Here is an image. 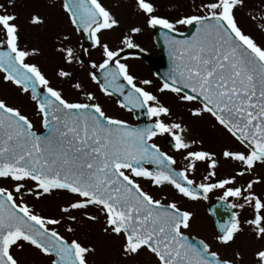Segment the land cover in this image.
<instances>
[{
  "label": "snow or ice",
  "instance_id": "snow-or-ice-1",
  "mask_svg": "<svg viewBox=\"0 0 264 264\" xmlns=\"http://www.w3.org/2000/svg\"><path fill=\"white\" fill-rule=\"evenodd\" d=\"M12 2L8 0V5ZM136 6L147 27L167 30L162 35L173 68L157 91L171 92L182 103H198L190 114L209 115L244 149L226 146L221 152L224 160L238 165L235 174L215 179L216 153L202 147L193 150L202 141L189 139L182 123L165 120L163 117H171V109L147 90L152 81L137 82L128 64L121 62L124 48H139L131 35H124V47L115 50L101 41L104 31L119 25L102 0H63L62 7L75 30L87 33L92 47L102 50V62L93 61L91 67L103 70L104 82L96 72L90 73L91 79L105 95L118 93L121 108L129 112L140 109L155 118L144 126L107 115L91 92H84L87 102L66 99L36 63L28 62L39 49L20 46L17 16L0 3V72L5 82L35 102L44 129L36 131L29 116L0 99V179L12 182L11 189L0 186V264H21L13 249L22 251L25 245L47 264H90L96 248L66 237L56 227L66 220L65 231L74 236L72 225L80 223L75 212L93 223L103 216L102 231L120 239L121 255L126 259L147 253L156 264H237L241 259L238 250L228 258L212 250L204 239L190 237L193 211L181 208L176 200L164 202L166 196L155 198L139 180L156 188L170 185L177 195L193 202L207 200L208 193L220 189L219 199L230 209H252V217L244 224L257 240H264V197L254 191V185L264 178L257 175L236 186L238 176H252L257 164L264 165V46L245 33L236 19L246 0H200L196 14L174 19L158 15L154 0H136ZM261 13L264 18V9ZM30 22L44 21L33 14ZM181 25L194 27L195 33L189 39H178L175 34ZM258 27L264 32V24ZM129 31L136 34L142 28ZM57 51L66 64L74 60L83 64L72 47L61 46ZM56 75L71 80L73 73L59 68ZM72 86L82 90L79 82ZM165 135L171 138L173 150L182 154L184 167L178 169L175 157L155 142ZM198 163H206L208 168L201 182L192 178ZM54 191L74 198L60 206L59 218L40 215L24 201L25 194L40 199ZM239 216L240 212L232 211L218 224L217 244L228 247L235 243L243 231ZM254 259L256 264H264V248L254 253Z\"/></svg>",
  "mask_w": 264,
  "mask_h": 264
},
{
  "label": "flooded vegetation",
  "instance_id": "flooded-vegetation-1",
  "mask_svg": "<svg viewBox=\"0 0 264 264\" xmlns=\"http://www.w3.org/2000/svg\"><path fill=\"white\" fill-rule=\"evenodd\" d=\"M36 2L39 4L37 0ZM154 2L158 8V15L174 19L180 15L196 14V6L200 3V0H154ZM102 3L119 21V25L112 30L104 31L101 34V41L107 43L110 48L115 50L124 47L121 43L124 35H131L134 43L139 45V48H124V51L121 53V62L128 64L129 71L132 75L137 77V82L144 79L151 80L152 84L147 86V90L153 92L159 97V99L160 95L167 96L166 92L168 91H157L161 86L162 81L153 73L151 66L145 60L144 55L137 54L138 52H142L144 54L155 56L156 59L161 60V50L157 44L156 38L157 33L158 35H161L167 30L147 27L143 14L137 9L136 0H102ZM40 4L48 7L50 11L49 15L41 14V11L36 13V15L43 18L44 22L34 26L35 28L37 27V29L42 30V34L36 35L34 41L40 42L42 46H46L44 50L47 51V53L45 55L39 45L38 47L41 48L39 49V54L31 57L28 62L36 63L52 84H57L56 73L59 69L58 66H60V68L64 66L65 70L73 73L71 80H63L58 83L59 85L57 84L53 87L61 89L66 99L87 102L84 92H91L96 97V101L102 105L107 115L123 119L130 125H138L140 121L137 120L134 111L129 112L126 109L121 108L115 97L105 95L101 91L99 85L91 79L90 73L100 70L98 68L93 69L91 67V62L94 61L97 65L102 62V50L99 47H92V41H83L79 32H77L74 26L71 25L69 14L62 7L63 0H42ZM42 5L38 6L31 4L29 6L32 8H40ZM261 9H264V0H246V6L236 12V19L245 33L253 36L258 44L264 46V32L258 27L259 24H264ZM19 13L22 14V10H19ZM138 13L140 21L137 16ZM253 16L256 17L255 20L252 19ZM135 26L141 27L142 31L136 34L130 33L129 30ZM178 28L179 32L175 35H177V38H181L185 35L187 26L181 25L178 26ZM65 35H67L69 39L64 40L63 36ZM58 41H60L59 45ZM19 43L21 47L27 46L29 49L34 48V46L31 47L34 42H29L25 38ZM61 46L72 47L75 56L79 61H83V64L77 62V60H74L70 65L66 64L62 58L63 54L57 51ZM51 55H53V58L50 57ZM50 62H54V65H57V68L53 69L52 72L53 78L49 77L46 72L47 70L51 72L49 70L51 69V67H49ZM76 82L81 84L82 90H77L72 86ZM119 82H121V80ZM11 85L17 94L18 101L9 102L6 99V103L10 106L20 108V110L32 120L35 130L38 132L43 131L40 119L36 115L35 102L30 99L29 95L21 94L18 87L12 83ZM173 95L174 96H171L173 99L170 98L163 102L160 100L164 105L171 109V117L163 118L169 122L177 121L182 123V125L187 127V137L202 141V144L194 145L196 150H199L202 147L203 150L216 153L215 158L219 160V165L216 169L217 176L215 179L218 180L226 176L234 175L238 165L231 161L224 160L221 156V152L226 146L239 148L240 150L244 149L219 125H217L212 117H210L211 128L205 130L201 127L199 122L202 117H194L190 114V109L194 108V104L182 103L177 99L175 94ZM140 113L146 116L144 112ZM154 119L155 118L150 117V123L153 122ZM192 120L197 122V127L192 123ZM155 142L160 145L163 151L175 157L177 160L176 167L178 169L184 167L186 161L183 160L181 153L173 150L170 137L167 135L158 137L155 139ZM207 171L208 168L206 163H198L197 170L192 175V178L197 182H201L203 176L207 174ZM257 175L264 178V165L257 164L252 176H238L236 186L245 184L249 179ZM207 182L212 181L210 180ZM139 183L145 191L150 192L155 198L162 199L166 196L167 200L164 202L176 200L181 208L191 210L195 213L193 227L188 233L190 237L204 239L212 245V250L219 251L223 256L228 258H233L234 253L238 250L241 254V259L237 264H256L254 253L260 248H264V240H257L254 233L250 230V226L244 224V221L252 217L251 208H246L244 210L230 209L225 201L219 199L222 196V190L220 189H214L208 193L207 200L201 199L193 202L177 195L176 191L170 185L164 186L163 188H156L147 180H139ZM254 191L258 195L264 197V182L255 184ZM232 211L240 212L239 219L241 220L243 231L236 237L235 243L228 247H223L215 242L214 237L218 232V224L226 221L230 217ZM142 254L143 256H141ZM145 254L147 253H141L139 257L134 259L129 258V264H156L154 257L149 254H147L148 256H145Z\"/></svg>",
  "mask_w": 264,
  "mask_h": 264
},
{
  "label": "rangeland",
  "instance_id": "rangeland-1",
  "mask_svg": "<svg viewBox=\"0 0 264 264\" xmlns=\"http://www.w3.org/2000/svg\"><path fill=\"white\" fill-rule=\"evenodd\" d=\"M37 1L39 2V4H37L36 0H13L11 6L8 5V0H0V3L5 4V6L8 8V11L15 12L17 16L15 23L19 26V37H20L19 42L23 41L24 38L29 42H34L33 45H31V47L34 46V48L37 49L42 48L41 50L46 55L47 51L44 50L46 46H42L40 42L34 41L36 39L35 38L36 35L42 34L41 33L42 30L37 29V27L35 28L34 27L35 25L32 24L30 20L32 15L33 14L36 15L38 11H41V14L49 15L50 9L45 5L40 4L42 0H37ZM31 4H35L38 6L42 5V7L32 8L29 6ZM19 10H22V14L19 13ZM137 16H138V20L140 21L139 13L137 14ZM2 35L3 34L0 33V36ZM59 44L60 41H58V45ZM38 46L41 48H39ZM50 57L53 58V55H51ZM54 64H55L54 62H50L49 67H51V69L49 70L51 72H49L48 70L46 71L47 75H49V77L51 78H53L52 76L53 69L57 68L56 67L57 65ZM58 68H60V66H58ZM61 68H65V67L63 66ZM61 81L63 80L58 76H56L57 84L60 83ZM57 84L51 83L52 86H55ZM166 94L167 96L160 95V100L162 102L167 101L168 99L172 98L171 96H174L173 93L171 92H166ZM16 95L17 94L15 93V90L13 89L11 83L5 82L3 80V73L0 72V98L4 100L7 99V101L9 102H16V100L18 101V97ZM194 107H199V106L198 104L195 103ZM192 123L195 125V127H197L196 121L192 120ZM199 123L200 126L203 127L205 130H208L209 128L212 127L210 124V116H207L206 114L202 116V119ZM188 138L193 139L192 137H188ZM193 150H196L194 146H193ZM30 185L31 182H29V186ZM0 186L8 187L11 189L12 182L11 180L0 179ZM71 199L74 198L70 197L67 193L62 191H54L52 195L45 196L40 199H35L28 194H25L24 196V201L27 202L36 213L43 216H52L56 218H59L61 216L60 206L68 203L69 200ZM91 211L93 212V214L98 215V213H96L94 209H92ZM74 214L77 216L78 220L80 221L79 224L72 225L74 228H76V232L74 236L73 234H69L65 231V226L68 223L66 220L62 222L61 225L56 227L57 230L60 231L61 234L65 235L66 237L70 239L77 238L82 243L91 244L96 248V252L89 258L90 264H129L130 260L124 258L121 255L120 239L115 236H107L102 231L104 225L103 216H100L99 220L93 223L91 221L83 219L80 212H75ZM13 253L20 260L21 264H47V261L43 257H41L38 252H36L34 249L30 248L27 245H25L22 251L13 249ZM141 256H143V254ZM145 256L148 255L145 254Z\"/></svg>",
  "mask_w": 264,
  "mask_h": 264
},
{
  "label": "water",
  "instance_id": "water-1",
  "mask_svg": "<svg viewBox=\"0 0 264 264\" xmlns=\"http://www.w3.org/2000/svg\"><path fill=\"white\" fill-rule=\"evenodd\" d=\"M195 33V28L194 27H189V30L185 34V37H182L183 39H189L193 34ZM81 34L83 35L84 39L87 40V34L81 31ZM161 45V44H160ZM161 50L163 53V61L162 62H157L155 61L152 57H147L146 60L151 64L153 70L155 73L163 80L165 78V74L170 72L173 68V60L170 54H166L164 52V46L161 45ZM169 58V60H168ZM102 73L103 70H100ZM98 72V73H100ZM97 78L100 80L101 83L104 82V78L100 77L97 75ZM126 84V82H124ZM42 91V90H41ZM113 95L118 99L121 100L122 97L119 96L118 93H113ZM135 112H138V109H134ZM137 117L141 120V124L139 126H144L145 124H148V117H144L140 113H137Z\"/></svg>",
  "mask_w": 264,
  "mask_h": 264
}]
</instances>
